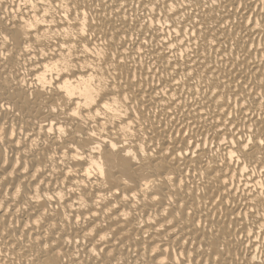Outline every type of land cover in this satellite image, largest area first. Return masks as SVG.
<instances>
[{
	"label": "bare ground",
	"instance_id": "1",
	"mask_svg": "<svg viewBox=\"0 0 264 264\" xmlns=\"http://www.w3.org/2000/svg\"><path fill=\"white\" fill-rule=\"evenodd\" d=\"M0 264H264V0H0Z\"/></svg>",
	"mask_w": 264,
	"mask_h": 264
}]
</instances>
